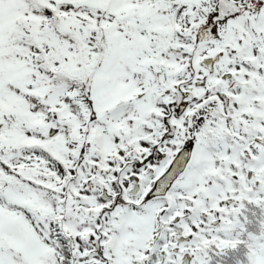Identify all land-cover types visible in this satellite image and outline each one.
Listing matches in <instances>:
<instances>
[{
  "label": "snow or ice",
  "instance_id": "1",
  "mask_svg": "<svg viewBox=\"0 0 264 264\" xmlns=\"http://www.w3.org/2000/svg\"><path fill=\"white\" fill-rule=\"evenodd\" d=\"M0 264H264V0H0Z\"/></svg>",
  "mask_w": 264,
  "mask_h": 264
}]
</instances>
